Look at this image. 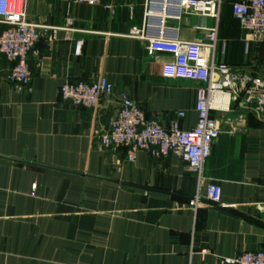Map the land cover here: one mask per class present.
<instances>
[{
    "label": "crops",
    "instance_id": "obj_1",
    "mask_svg": "<svg viewBox=\"0 0 264 264\" xmlns=\"http://www.w3.org/2000/svg\"><path fill=\"white\" fill-rule=\"evenodd\" d=\"M237 1H224L216 51L208 58L257 74L264 44L247 49L232 13ZM107 4L28 0L30 21L45 28L29 55L33 78L26 92L8 81L14 63L0 55V264H223L264 251V119L242 104L212 112L221 133L201 185L173 155L154 158L139 150L129 162V147L102 145L122 94L164 126L184 111L182 128L190 130L203 86L176 79L172 55L150 56L145 41L130 37L142 24L145 0ZM156 15L153 37L163 30L169 39L194 42L216 25L195 15L162 24ZM78 40L80 56L74 54ZM101 77L114 94L98 106L62 99L64 84ZM216 103L227 107V93ZM212 182L221 186V203L232 208L204 199Z\"/></svg>",
    "mask_w": 264,
    "mask_h": 264
},
{
    "label": "built area",
    "instance_id": "obj_2",
    "mask_svg": "<svg viewBox=\"0 0 264 264\" xmlns=\"http://www.w3.org/2000/svg\"><path fill=\"white\" fill-rule=\"evenodd\" d=\"M77 4L96 6L103 0H73ZM105 5L112 8V1ZM225 0H145L143 21L131 29L130 37L146 42V52L170 54L174 58L173 74L176 79L202 82L197 89L195 110L197 124L193 129L182 128L184 111L176 113L169 125L164 126L156 118H147L142 107L128 96H120L121 105L117 116L110 122L109 129L101 136L106 149L129 147L127 160L134 162L136 152L147 151L154 158L173 155L179 158L197 176L199 184L204 180V168L212 154L214 141L220 136V128L213 111L232 110L233 105L242 104L264 119V63L260 73L238 72L227 63L209 61L208 52L215 54L218 43V22ZM232 13L246 35V47L251 43L264 44V0H239L232 5ZM179 20L184 15L211 18L216 25L206 28L204 40L185 42L169 39L163 30L157 37L154 31V16ZM135 19L134 8L130 7V20ZM160 20V19H159ZM71 24V21H70ZM42 27L29 19L28 0H0V55L14 66L7 79L19 93L30 89L32 72L29 55L43 36ZM83 41L75 43L74 54H82ZM225 51V45H223ZM227 93V107L216 103L217 96ZM114 94V85L106 77L93 82L66 83L60 95L74 106L94 108L104 96ZM221 186L212 182L207 186L204 199L224 209L232 208L221 203ZM200 194L193 203L197 205ZM223 264H264V251L244 252L235 258L222 260Z\"/></svg>",
    "mask_w": 264,
    "mask_h": 264
},
{
    "label": "rangeland",
    "instance_id": "obj_3",
    "mask_svg": "<svg viewBox=\"0 0 264 264\" xmlns=\"http://www.w3.org/2000/svg\"><path fill=\"white\" fill-rule=\"evenodd\" d=\"M262 50H263L262 52L264 53V47H263V49H262Z\"/></svg>",
    "mask_w": 264,
    "mask_h": 264
}]
</instances>
